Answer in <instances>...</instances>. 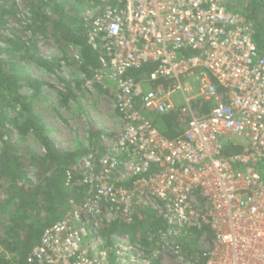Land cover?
Here are the masks:
<instances>
[{"label":"built area","instance_id":"2783aa9c","mask_svg":"<svg viewBox=\"0 0 264 264\" xmlns=\"http://www.w3.org/2000/svg\"><path fill=\"white\" fill-rule=\"evenodd\" d=\"M254 36L229 0H119L90 18L97 66L84 86L110 98L121 127L66 168L64 186L81 199L25 264H157L181 254L174 231L192 227L212 236L189 264H264V52ZM170 113L183 127L176 138L149 119ZM145 210L166 226L147 244L103 234Z\"/></svg>","mask_w":264,"mask_h":264},{"label":"trees","instance_id":"16d2710c","mask_svg":"<svg viewBox=\"0 0 264 264\" xmlns=\"http://www.w3.org/2000/svg\"><path fill=\"white\" fill-rule=\"evenodd\" d=\"M29 13L25 26L31 33V43L12 36L2 34L8 19L14 15L16 4L14 0H2L0 4V264H25L32 247L38 244L43 231L62 218L68 207L69 200L78 203L81 199L80 189L69 190L64 186L66 168L84 153L60 151L55 143L45 134L38 118L32 111L28 98L20 91L27 88L33 91V96L39 94L45 83L28 75L19 76L13 64L6 60L4 52L20 54L21 59H30L48 72L61 68L58 59H46L37 54L34 43L37 37L48 39L59 47L72 44L80 47V59L76 63L85 74L83 84L91 77V69L97 66V56L86 42V30L82 20L78 19L76 4L69 0H22ZM119 0H109L107 3L98 0L102 7L114 6ZM97 2V1H96ZM231 4V0H229ZM8 3H10L8 5ZM264 3L251 1L240 11L255 27L254 42L259 51L264 52V19L260 10ZM22 54V55H21ZM153 67H144L134 72L133 77L139 80ZM80 85V84H78ZM98 88V85H95ZM71 92L67 89L66 96ZM17 107L19 120H11L6 108ZM154 127L167 138H176L183 132L178 115L170 113L163 116L150 117ZM9 126L20 136L32 133L44 150L43 155H37L28 147L21 146L12 140ZM236 150L228 149L227 155ZM33 172L34 182L26 183L29 172ZM137 225L126 226L114 222L103 230L107 237L114 233L127 234L131 238H139L147 244V237L156 229L166 230L165 223L152 211L141 213ZM206 235L210 240L212 234L206 228H185L176 238L181 254L187 257H200L202 249L200 238Z\"/></svg>","mask_w":264,"mask_h":264},{"label":"rangeland","instance_id":"374dc122","mask_svg":"<svg viewBox=\"0 0 264 264\" xmlns=\"http://www.w3.org/2000/svg\"><path fill=\"white\" fill-rule=\"evenodd\" d=\"M14 1L16 10L8 19L2 34L8 38L14 36L31 43V33L25 28L29 18L28 9L22 0ZM251 1L253 0H231V4L233 8L242 10ZM258 1L264 3V0ZM2 3L0 0V4ZM69 3L78 6V19L84 23L85 30L90 18L97 15L103 8L98 0H69ZM260 13L264 19V8L260 10ZM34 49L38 55L46 59H58L61 68L58 71L48 72L30 59H21L20 54L4 52V57L13 64L19 76L28 75L45 83L40 93L35 95L36 97L30 89L23 88L20 91L21 95L28 98L27 100L31 103L32 111L37 116L45 134L60 151H95L101 146L102 140L107 141L105 142L107 144L109 138L120 130V120L112 107L110 98L95 85L91 91L82 83L85 74L79 70L76 63L80 59V47L72 44L59 47L48 39L37 37ZM67 89L70 90L71 95L64 97ZM5 112L9 119L19 120L17 107L6 108ZM9 128L10 137L14 142L28 147L39 156L44 154L34 134L20 136L14 128L11 126ZM105 143L103 146L106 145ZM25 182H34L32 171L29 172ZM2 198L3 194L0 193V199ZM174 232L178 236L181 234L178 230ZM112 247L115 248L114 244ZM146 247L151 248L149 245ZM153 261L157 264H189V260L183 254L165 253L157 255Z\"/></svg>","mask_w":264,"mask_h":264}]
</instances>
